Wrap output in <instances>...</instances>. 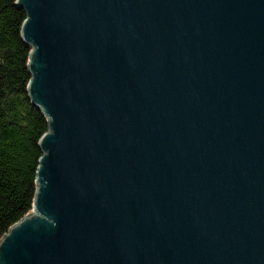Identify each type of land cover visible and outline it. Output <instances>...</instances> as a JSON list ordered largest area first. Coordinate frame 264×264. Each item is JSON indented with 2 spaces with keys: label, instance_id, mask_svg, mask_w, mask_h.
Here are the masks:
<instances>
[{
  "label": "water",
  "instance_id": "water-1",
  "mask_svg": "<svg viewBox=\"0 0 264 264\" xmlns=\"http://www.w3.org/2000/svg\"><path fill=\"white\" fill-rule=\"evenodd\" d=\"M50 131L0 264H264V0H19Z\"/></svg>",
  "mask_w": 264,
  "mask_h": 264
},
{
  "label": "trees",
  "instance_id": "trees-1",
  "mask_svg": "<svg viewBox=\"0 0 264 264\" xmlns=\"http://www.w3.org/2000/svg\"><path fill=\"white\" fill-rule=\"evenodd\" d=\"M27 19L19 0H0V242L33 211L40 142L50 131L30 92L33 48L22 34Z\"/></svg>",
  "mask_w": 264,
  "mask_h": 264
}]
</instances>
